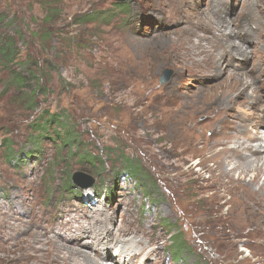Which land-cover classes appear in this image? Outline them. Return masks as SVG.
Wrapping results in <instances>:
<instances>
[{
    "label": "rangeland",
    "instance_id": "rangeland-1",
    "mask_svg": "<svg viewBox=\"0 0 264 264\" xmlns=\"http://www.w3.org/2000/svg\"><path fill=\"white\" fill-rule=\"evenodd\" d=\"M40 2L0 0V45L14 37L23 56L9 70L0 67V95L12 72L27 78L24 91L36 87L32 72L36 68L32 64L31 70L30 60L47 63L42 81H48L51 91L38 96L41 104L35 111L19 106L12 113L5 98L7 104H1L0 264H25L18 256L34 252L31 245L40 247L41 235L51 245L63 243L52 227L57 232L68 219H75V210L95 207L107 211V221L113 217L117 234L122 233V224L130 226L124 229L126 235L145 230L139 239L149 243L151 251L159 252L157 264H264V224L253 219L234 224L235 196L221 184L202 188L203 180L211 182L214 162L205 154L196 156V147L186 141L179 149L182 138L175 124L180 101L199 98L208 86L231 72L264 75V1L62 0L61 14L52 23L55 31L48 41L33 36L43 17ZM114 2H126V9L116 8ZM219 4L228 22H234L231 29L254 28L259 45L246 44L254 50L248 59L228 54L231 50L225 45L220 61L227 69L221 74L180 67L176 53L184 40L190 39L192 45L201 39L206 44L210 40L203 36L208 35L219 41L212 29L217 22L213 8ZM93 11L108 16L87 24L74 23L75 18ZM232 40L241 43L239 37ZM208 58L213 59V54L201 52L196 57ZM41 62L38 67L44 66ZM166 69L171 71L170 77L161 83ZM217 85L211 88H221ZM10 87L15 92L12 84ZM255 108L263 113L260 104ZM43 110L68 117L79 137V148L63 146L59 138L53 140L54 127L39 143L32 142L31 124ZM5 138L14 142L10 161L5 156ZM126 156L153 177L148 192L135 187L121 163ZM77 171L90 175L93 185L86 189L75 185L71 179ZM90 216L85 215L86 219ZM103 219L106 221V216ZM171 228L173 237L184 241L181 252L170 244ZM238 231L240 235L235 236ZM96 235L100 251L93 244L81 245L82 249L102 262L116 264L115 258L122 255L115 248L113 230L97 231ZM93 236L79 232L70 241L64 236L70 242L64 244L80 248L72 242H88ZM42 246L49 247L44 242ZM151 259L153 263L154 257Z\"/></svg>",
    "mask_w": 264,
    "mask_h": 264
},
{
    "label": "bare ground",
    "instance_id": "bare-ground-1",
    "mask_svg": "<svg viewBox=\"0 0 264 264\" xmlns=\"http://www.w3.org/2000/svg\"><path fill=\"white\" fill-rule=\"evenodd\" d=\"M221 5L213 8L217 22L215 21L216 24L212 29L219 41L216 43L211 38H207L208 35L203 36L204 39L210 40L206 43L207 45L203 44L201 39L192 45H190V39L184 40L180 45V51L176 53L180 67L193 69V72L214 71L221 74L227 69L223 68L220 61L225 52L223 50L225 45L231 50L228 54L234 57L241 56L248 59L247 57L254 53V50L248 49L246 44L251 42L258 46L259 39L256 40V38L259 34L252 31L254 28L250 29L247 26L242 27L247 28L246 30L239 32L232 30L230 26L234 22H228L227 17L220 11ZM237 24H240V19ZM263 30L264 28L261 30V34H263ZM244 31L246 33L242 34ZM223 34L227 36L224 38ZM233 36L239 37L241 43L233 41ZM201 52L213 54V59H196ZM231 64L233 67V62ZM242 67L243 65L240 64V69ZM217 84L221 85V88H211ZM215 85L208 86L209 88L204 90L203 95L199 98L191 101H180L179 105L176 106L175 115L178 120L175 124L179 125L182 138L179 149L184 146L186 141L196 147V156L205 154L214 162L212 175L209 179L211 182L207 183L208 180L202 178L203 181H206L202 188L208 190L215 184H221L233 193L236 199L232 205L235 225L239 226L247 219H253V221L264 224V115H262L264 113V75L260 76V74L244 71L231 72ZM257 104L263 107V113L255 108ZM194 166L195 164L191 165L192 168ZM95 208L83 212L75 210V221L68 219L63 228L57 232L52 227L55 237L63 242L61 244L57 242L55 245L49 244L38 232L37 234L41 236L40 240L37 239L41 246L31 245V247L38 249L39 252H46L38 253L35 252V249V253L25 252L19 255V259L23 260L25 264H34V259L39 260L37 264H41L40 261L43 264H107L95 257L93 252L83 250L81 245L93 244L96 246L95 242L99 239L96 235L97 231L103 233L113 230L115 248L123 256L118 255L119 259L115 258L116 264H157L160 262V258L157 256L159 252L155 249L151 251L148 249L150 244L143 243L139 239L140 236L144 237L145 230L140 234L132 232L126 235L124 229L130 228V226L122 224L120 225L122 233L117 234V226L113 217L110 216L109 221H107V211L101 208L95 210ZM89 213L91 216L86 219L85 215H89ZM104 216H106V221L103 219ZM108 222L110 223L108 224ZM17 228L18 231L23 230L20 227ZM79 232H82V236L93 233V239L91 237L92 240L88 242H72L80 248L64 244H70L71 238L75 239L74 234ZM234 235H240V231L234 232ZM64 236H69L70 239L67 238L69 241ZM43 242L49 247H43ZM101 242L102 246L106 247L107 243L103 238ZM96 247L100 251V248ZM53 252L54 258H50V254ZM152 257H154L153 263L151 262ZM140 258H143L142 261Z\"/></svg>",
    "mask_w": 264,
    "mask_h": 264
},
{
    "label": "trees",
    "instance_id": "trees-1",
    "mask_svg": "<svg viewBox=\"0 0 264 264\" xmlns=\"http://www.w3.org/2000/svg\"><path fill=\"white\" fill-rule=\"evenodd\" d=\"M62 0H41L40 4L43 7V17L41 19V24H39V28L33 32V36L41 41H48L51 40L53 36L54 27L52 26L53 21H57L59 18L57 16L59 13L61 14L60 7ZM27 4V1H25ZM116 8L118 9H126V2H114ZM88 12L84 15H82L79 18L74 19V23L76 24H87L90 22H93L97 18H106L108 14L105 15L104 12L101 11H93V13ZM33 14V11H32ZM105 15V16H103ZM61 18V17H60ZM56 33V32H55ZM23 56L21 55V52L19 51L17 40L14 37H8L6 41H4L3 44L0 45V67L6 68L7 70L11 69V67L20 60ZM28 60V59H27ZM39 61H32L30 60L29 63L31 66V70L33 69V66L35 65L36 70L33 72V78L35 80L36 87L33 88L30 92L24 91L25 83L27 78L25 75H22L20 73H13L11 74V79H9L8 83L5 85V89L0 95V111L4 110L1 104H7L3 101L5 98V101L8 102V108H10V111L14 113V110L17 109L19 106H26L28 109H31L33 111L38 110L40 108L41 101H39L38 96L40 94H43L47 96L50 91V86L47 82L42 81L45 77L44 75V68L46 67L47 63L43 64L41 62V65H44L43 67H38L40 64ZM34 64V65H32ZM12 84V87L15 88V92H11L10 85ZM68 117H66L61 112H51L49 110H43L41 114L38 116L37 120L31 124L32 130H31V136H32V142L37 144L39 143V140L42 136H44L45 132H49L52 127L55 128V135L53 140H56L59 138L58 142L62 143L63 146L71 145L76 146L79 148L80 141L78 135L72 130V127H70ZM4 140H7L6 138ZM57 141V140H56ZM6 142V141H5ZM14 142L9 139L7 140L6 144V152L5 156H7L8 160L10 161L12 158H14L15 150L13 147ZM75 147V148H76ZM82 157H85V155H82ZM122 164L126 168V172L130 177H132V181L135 184V187H139L143 189L145 192L149 191L147 189V185L150 184L151 181H153V177H151L148 173V171L144 170V168L141 165L136 164V160L133 158H130L128 156L122 158ZM139 163V162H138ZM144 180V181H143ZM73 182V180L71 179ZM144 182V183H143ZM74 183V182H73ZM152 184V182H151ZM69 185H72L71 182H69ZM154 185V184H153ZM146 186V187H145ZM170 235L171 240L170 244L174 247V249L177 252H181L180 250L185 249V245L183 244L184 241L182 238L173 237L175 235L174 228L170 229ZM180 249V250H179Z\"/></svg>",
    "mask_w": 264,
    "mask_h": 264
},
{
    "label": "water",
    "instance_id": "water-1",
    "mask_svg": "<svg viewBox=\"0 0 264 264\" xmlns=\"http://www.w3.org/2000/svg\"><path fill=\"white\" fill-rule=\"evenodd\" d=\"M116 1H124V0H116ZM171 74V71L166 69L161 77V83L165 82L167 79H169ZM72 180L75 185L82 186V187H88L91 186L94 182V179L86 174L85 172L77 171L73 174Z\"/></svg>",
    "mask_w": 264,
    "mask_h": 264
}]
</instances>
